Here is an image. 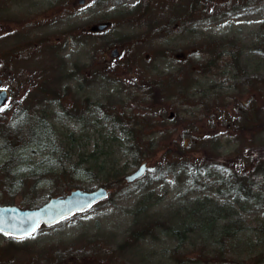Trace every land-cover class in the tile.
<instances>
[{"label": "rangeland", "instance_id": "rangeland-1", "mask_svg": "<svg viewBox=\"0 0 264 264\" xmlns=\"http://www.w3.org/2000/svg\"><path fill=\"white\" fill-rule=\"evenodd\" d=\"M15 1V12L20 16L21 44H31L35 55L31 54L30 58L29 54L22 56L24 59L11 68V78L7 71V84L14 86L16 104H21L16 106L18 111L28 109L30 113L38 108L51 114L52 131H38V134L27 131V139H23L27 145L35 139L48 143L42 148H22L20 144L17 146L21 140V130L17 127L22 123L21 112L18 119H15L17 113L14 114L13 109L0 112V134L5 133L9 140L14 135L13 151L17 157L25 158L22 164L14 161L6 173L3 167L11 158V148L1 147L0 204L37 207L50 197L75 189L73 185L85 190L102 186L99 175L96 179L86 172L90 165L88 155L96 149L109 151L112 147L119 166H125L127 173L134 171L139 165H133L131 155L124 151L130 138L118 123L106 119L98 106L105 109L112 104L118 113L122 109L149 113L150 120L144 122L146 128L141 129L139 136L156 145L145 148L143 162L149 164L145 177L135 183L124 179L108 184L110 196L107 200L55 226L42 227L26 240L7 239L0 234V263L264 264V251L254 252L256 248H264L263 226L260 228V224H264V189L261 188L256 198L236 205L238 212L233 218L212 223L242 227L233 246L234 253L224 256L208 253L217 248L212 245L210 233L195 230L187 232L183 240L179 236L187 227L195 228L204 222L188 215L193 201L232 204L235 195L221 184L232 172L227 168L234 166L230 161L237 162L241 173L251 174L264 185L263 129L248 131L242 140L236 142L234 129L226 121L231 113L235 115L236 112L230 98L239 92L236 87L241 88L243 100H239V104H242L251 95L249 92H255L251 95L253 97L264 86L261 82L264 79V54L258 49L264 32L260 28L264 11L248 5L226 9L212 1L206 20L193 30L180 32L173 28L170 31L160 29L157 24L153 25V18L150 22L141 16V12H135L133 9L142 0H85L77 5L73 2L78 0ZM56 1L66 2L68 16H56L60 9L58 5L54 6ZM32 3L35 8L29 11ZM3 5L4 0H0L1 20ZM32 12L35 16L29 17ZM214 13L217 17H212ZM9 16L10 12L5 16V23ZM28 20L32 24H26ZM101 22H111L112 25L106 31H94L93 27ZM2 27L8 29L5 25ZM230 39L245 49L241 54V68L245 75L239 76L241 68L236 71L223 69L218 62L216 73L196 78L200 84L188 88L182 103L173 99L165 102L164 108H135L132 97L141 98L137 86L150 90L151 84L160 81L165 89L171 90V86H166L173 84L174 77L180 82L181 64H188V61L178 62V58L192 57L198 44L204 41L212 44L214 40ZM114 49H118V56L110 57ZM32 70H35V81L29 78ZM45 70L51 78L55 72L59 75L57 84L65 92L63 99L57 94H42L50 79L49 75L41 79ZM79 86L88 88L81 91ZM68 87L71 91L67 92ZM199 92L209 96L208 105L194 104V109L183 110L184 120L178 115L177 106L193 103L194 98L201 97ZM86 96L90 98L87 104L99 105H94L84 120L77 122L69 117L72 114L66 108L72 97L84 101ZM155 97L152 98L162 97L159 90ZM41 99L44 101L38 102ZM258 104L264 107V91ZM85 107L86 103L78 108L83 110ZM160 111H163L162 115ZM107 113L113 115L110 109ZM140 118L145 120L146 117ZM178 118L179 124L176 125ZM217 122L219 124H215ZM157 139L159 144L154 142ZM81 154L84 160L79 162L77 158ZM213 156L220 157L218 162L208 163L206 158ZM37 170L45 174L42 181L34 175ZM206 214L200 209L196 215L202 218ZM130 234L133 241L127 239Z\"/></svg>", "mask_w": 264, "mask_h": 264}, {"label": "trees", "instance_id": "trees-1", "mask_svg": "<svg viewBox=\"0 0 264 264\" xmlns=\"http://www.w3.org/2000/svg\"><path fill=\"white\" fill-rule=\"evenodd\" d=\"M212 1H215V3H218L220 5H223L226 7V9H234L236 7H242V6H252V7H259L264 11V0H142V2L135 7L133 10L135 12H141V16L145 18V20L150 21L153 18L154 24H157L156 27L161 28H168L170 31L171 28L176 29V31L180 32H187L190 30H193L192 28L195 27L200 22L206 20L209 16L206 15V12L208 10V6ZM225 11V10H224ZM222 11V12H224ZM217 13H214L212 17H217ZM262 30H264V22L261 24L260 27ZM168 31V32H169ZM198 48H196L194 55L192 57H187L184 60L177 59L178 62L182 61H188L186 65L181 64V71L179 74L180 82L176 81V84L179 86H176V96L173 97H159L158 99H153L152 97H155L156 94H158L159 88L161 89V82L158 81L156 84H151L150 90H147L143 87H139L137 93L140 95L141 98H135L132 97L133 103L135 108H138L140 110L148 109V108H164V103L173 100L178 99L180 103H182L187 95V90L190 87H193L194 85H199V83L196 82V78H200L206 75H213V73H216L218 69V62L221 64V68H229L233 70H240L241 68V54L242 51H244V47L239 44L233 42L230 40H214L212 44H207L205 41L204 43H199ZM211 45V46H210ZM258 49L261 54H264V32L263 37L258 42ZM246 69V66H243ZM214 70V71H213ZM224 71V70H223ZM45 72V78L49 75L50 79H48V85H46V88L42 89V94H57L60 96L62 92L60 91L61 88L59 84H57V77L59 76L57 72H55L54 77L51 78V75L47 72ZM179 72H176L178 74ZM246 72L242 70L239 76L245 75ZM42 77V76H41ZM140 78V77H139ZM152 79L151 77H149ZM153 80V79H152ZM254 80V79H252ZM192 81V82H191ZM262 84H264V79H262ZM193 84V85H192ZM196 85V86H197ZM56 86V87H55ZM195 87V86H194ZM250 87V86H248ZM239 92L236 94L233 93V96L230 97L233 99L234 102V109L235 115L232 113L229 117V122L231 125V128L234 129V140L236 142H239L242 140L243 135L247 133L248 131H256L258 129H263L264 131V107L258 106V98H260V101L262 100V92L264 91V86L261 87L260 91L257 92L255 96V92H249L251 94L250 96L246 97V102H242V104H239V100H243V97L241 96V88L236 87ZM162 90V89H161ZM160 91V90H159ZM250 91V90H248ZM144 92V93H143ZM203 93V92H202ZM202 93L199 92L200 98H194L193 103H187L185 105H179L177 106L178 115L182 117L185 120V113L183 110H189L194 109L193 106L196 104L197 106H207L209 103V96L206 97L202 95ZM260 94V96H259ZM161 95V94H160ZM143 97V99H142ZM156 98V97H155ZM229 98V99H230ZM226 99H222V101H225ZM44 101L43 99L38 100V102ZM69 106H67L66 111L71 113L70 118H73L75 121H80L84 119L85 113L91 108L92 105H90V102L87 104V100L84 102H81L79 99L71 98V102H69ZM86 103V107L83 110H79L78 107H80L82 104ZM162 106H160V105ZM183 108V109H182ZM103 109V108H102ZM182 109V110H181ZM70 110V111H69ZM104 113L106 114L105 117L109 118V114L107 113L106 109H103ZM110 110L113 111L112 119L114 123H118L121 127V130L127 137L130 139H127L128 141V148L124 151L126 154L131 155L132 163L133 165H139L144 161V154L145 148H149V145L153 146V142H150L148 140H144L142 137L139 136L141 134V129L146 128L144 122L150 120L149 113H138L133 110L130 112H127L126 109H122L120 113L119 110L116 108L110 107ZM36 114L40 116H35ZM189 116H193L194 114H188ZM261 115L263 117L261 118ZM49 116L51 114L47 112L46 109L39 110L38 108L34 111H31L29 113L28 109H23L21 112V119L22 123L18 125L17 127L21 130L20 136H21V142L17 144V146L20 144V147H30L34 146L37 148H42L44 146H47L48 142L40 143L36 139L33 143H29L30 145L26 144V141L23 139H27V131L34 132L38 134L44 132V130L52 131V125L49 123ZM124 116V117H123ZM142 117H146L145 120H142ZM39 122V123H38ZM152 123V122H151ZM159 123V122H158ZM176 125L179 124V118L176 120ZM30 125V126H29ZM143 125V126H142ZM37 129V130H36ZM33 133V134H34ZM170 136V135H167ZM14 135L12 136V140H9L6 138V134L2 133L0 134V140H2L3 145L0 146L4 148H11V158L7 162V164H4L3 167L4 172L8 173L9 171V165H11L14 161H16L17 164H22L25 158L17 157V155L13 151L12 143L14 142ZM68 141V140H67ZM193 141V140H192ZM230 142H234L231 140ZM16 146V147H17ZM180 147V146H179ZM154 148V147H150ZM151 149H149L150 151ZM264 154V150H262ZM115 151L112 149L109 151H105L104 148L102 149H96L94 152H92L89 156L90 165L87 167L86 172L87 174H91L92 176H95L96 179L102 178L103 180V186L108 187V184H115L117 182L124 181V176L126 175V167L125 166H119L118 159L114 158ZM181 153H184V151H181ZM79 162H82L84 160V155L81 154L78 156ZM28 158V157H26ZM218 157H209L206 158L208 163H217L219 160ZM223 159V158H222ZM234 164V166L227 167L232 172L229 173V175L226 177L225 180H222L221 184L225 185L230 194L235 195L231 202L232 204L221 205L219 202L216 201H193L191 209L188 211V215L193 216L195 219L200 220L203 222L200 226H197L195 228L187 227L183 231L179 233L180 239L183 240L185 238V235L187 236V232L200 230L205 233H210L212 235L213 239V246L215 249V252H209L211 255H217L224 256L227 254L234 253L233 246L238 241V233L241 231V226L238 224H232V225H217L212 224L214 221L221 220L223 218L231 219L237 214L236 205L238 203L244 202L246 199H253L256 198V193L258 190L264 189L263 182L257 181L251 174L249 173H241L237 169V162L230 161V164ZM21 165H17L19 167ZM69 166L72 167V163L69 164ZM70 167V168H71ZM11 168V167H10ZM66 168V167H64ZM64 168H61V170ZM38 171V172H37ZM34 175L38 176L39 181H42L41 179L44 178V175L42 171L37 170ZM61 175V172L59 173ZM66 174V173H65ZM114 182V183H113ZM260 182V183H259ZM76 188H79V185H73ZM254 191V193H253ZM263 192V191H262ZM263 194V193H262ZM261 196V195H258ZM242 198L241 200L239 198ZM247 201V200H246ZM194 207L196 208L194 210ZM200 209H204V211L207 212L206 216L200 217L197 216V212ZM263 226L262 230L264 231V224H260V228ZM258 227V226H257ZM129 241H133V235L130 234L127 238ZM264 248H256L254 252L261 253L260 251ZM227 253V254H226ZM247 257V256H246ZM248 258V257H247ZM230 260V258H228ZM245 260V257L241 260L242 262ZM202 260H199L201 262ZM242 264V263H241Z\"/></svg>", "mask_w": 264, "mask_h": 264}, {"label": "water", "instance_id": "water-1", "mask_svg": "<svg viewBox=\"0 0 264 264\" xmlns=\"http://www.w3.org/2000/svg\"><path fill=\"white\" fill-rule=\"evenodd\" d=\"M81 3L84 0L80 1ZM108 24H101L96 27L102 31ZM117 49L113 50L111 57H117ZM6 92H0V107L6 102ZM147 165H141L137 170L125 176L131 183L142 178L147 172ZM109 191L106 187L100 186L94 190L75 189L67 195L50 198L45 204L36 208H22L18 205H0V231L15 237H26L38 229L44 223L54 224L75 212L83 211L93 204L107 199Z\"/></svg>", "mask_w": 264, "mask_h": 264}, {"label": "flooded vegetation", "instance_id": "flooded-vegetation-1", "mask_svg": "<svg viewBox=\"0 0 264 264\" xmlns=\"http://www.w3.org/2000/svg\"><path fill=\"white\" fill-rule=\"evenodd\" d=\"M11 1L12 2L10 1L8 2L7 0H4V5L2 6V12H1L2 20L0 19V91H6L8 95L6 105L0 110V112L4 110L13 109V113L14 114L17 113L15 115V119H16L21 112V110L18 111L16 109V106L21 105V104H16V100L14 98V86H11V85L9 86L7 82H8L9 77L11 78V72H12L11 68H14L16 63H20L21 59H24V57L22 56L29 54L28 58H30L31 54L35 55V52L32 51L33 46L31 44H28L26 46H22L21 44V37H20V32H19L20 16L15 12L16 7H14V4L16 3V1L15 0H11ZM56 5H58V7L60 8L58 12L56 13V16L61 17V18H63L64 16H68V8H67L66 2L61 1L60 3H58L56 1L54 6ZM31 8L32 9L35 8L34 3H32L29 6L28 8L29 11H31ZM8 12H10V16L6 19V23H5V16ZM30 15L35 16L33 12L29 14V17ZM30 20L26 21V24H29V23L32 24V21ZM2 25L7 26L8 29H5L4 27H2ZM108 63L110 64V62ZM92 66L94 67L95 65H92ZM7 71H9L8 72L9 77H8ZM29 78L35 81V70H32ZM44 78L45 77H42L41 79H44ZM172 80L174 81L173 84L176 86V77H174ZM10 82H13V81L11 80ZM17 82L20 83V81H17ZM82 84H85V83H82ZM172 85L166 86V88L171 86L172 89L168 90V89H165L164 84L161 83L160 86L162 90L159 88L160 94L163 97L176 96L175 86L174 85L172 86ZM87 88L88 87L80 86L81 91ZM162 113L163 111L159 112L160 115H162ZM217 124L219 123L217 122ZM154 142L159 144L158 139L155 140Z\"/></svg>", "mask_w": 264, "mask_h": 264}]
</instances>
